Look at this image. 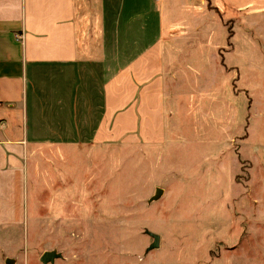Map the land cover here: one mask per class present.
Here are the masks:
<instances>
[{
    "label": "rangeland",
    "instance_id": "rangeland-1",
    "mask_svg": "<svg viewBox=\"0 0 264 264\" xmlns=\"http://www.w3.org/2000/svg\"><path fill=\"white\" fill-rule=\"evenodd\" d=\"M256 1L215 0L221 13L200 45L182 42L177 111H150L147 122L135 111L140 127L115 141L32 154L39 192L29 194L23 231L0 235L8 264H42L47 251L60 254L47 264H264V3ZM145 231L158 248L146 251Z\"/></svg>",
    "mask_w": 264,
    "mask_h": 264
},
{
    "label": "crops",
    "instance_id": "crops-1",
    "mask_svg": "<svg viewBox=\"0 0 264 264\" xmlns=\"http://www.w3.org/2000/svg\"><path fill=\"white\" fill-rule=\"evenodd\" d=\"M219 13L215 0H0L1 236L29 221L32 154L115 141L140 127L135 111L178 110L180 50Z\"/></svg>",
    "mask_w": 264,
    "mask_h": 264
},
{
    "label": "water",
    "instance_id": "water-1",
    "mask_svg": "<svg viewBox=\"0 0 264 264\" xmlns=\"http://www.w3.org/2000/svg\"><path fill=\"white\" fill-rule=\"evenodd\" d=\"M161 189H155V192H154V195L153 197L151 198V200H155L158 198V196L161 194ZM145 233L151 237L152 239V242L151 244L148 246L147 250L146 251H150V250H153V249H156L158 248L159 246V237L154 234V233H151L149 231H145ZM60 257V254L56 253L55 251H47V252H44L41 257H40V262L42 264H47V263H53L54 262V259L56 258H59ZM10 260H7L6 263H9Z\"/></svg>",
    "mask_w": 264,
    "mask_h": 264
}]
</instances>
